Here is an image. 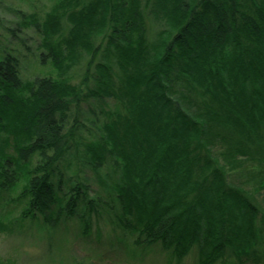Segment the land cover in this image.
I'll return each mask as SVG.
<instances>
[{
  "label": "trees",
  "instance_id": "trees-1",
  "mask_svg": "<svg viewBox=\"0 0 264 264\" xmlns=\"http://www.w3.org/2000/svg\"><path fill=\"white\" fill-rule=\"evenodd\" d=\"M27 17L19 30L36 29L57 74L25 82L14 51L0 58V233L27 219L57 229L82 205L109 209L142 255L260 264L264 0H60ZM106 100L118 110L81 154L120 175L103 201L63 166L80 152L83 106Z\"/></svg>",
  "mask_w": 264,
  "mask_h": 264
},
{
  "label": "rangeland",
  "instance_id": "rangeland-1",
  "mask_svg": "<svg viewBox=\"0 0 264 264\" xmlns=\"http://www.w3.org/2000/svg\"><path fill=\"white\" fill-rule=\"evenodd\" d=\"M60 0H0V58L12 53L20 57L21 78L25 82H31L37 77L48 75L56 76L57 72L51 65H43L41 54L38 50L41 36L34 27L20 29L24 16L39 17L43 20L54 4ZM24 15V16H23ZM11 30H17L18 37ZM73 83L80 81L82 68H76ZM91 106L84 105L79 118L81 130L76 138L79 153L74 150L63 166L65 182L73 178V183L85 182L89 187L90 198H102L112 200V190L120 175L109 165L100 171H93L89 165H85L84 146L89 141L99 138L101 123L105 120L102 111L112 112L118 110V104L114 100H106L105 103H94ZM95 112V115H94ZM97 118L99 121H97ZM3 133H0V143ZM82 154V155H81ZM79 156V158H78ZM87 181V182H86ZM16 193L12 195L15 198ZM257 198L264 203V191H260ZM103 207L102 205L99 207ZM98 209V208H97ZM21 208H17L13 217H19ZM101 216L87 212L81 205L80 216L75 220L64 222L57 229H50L31 219L14 221L10 225L11 233H0V257L4 264H171L169 259L159 249H146L142 255L134 251V236L123 231L115 222H111L110 210L99 209ZM6 224L9 222L6 220ZM90 224L87 228L86 225ZM86 229H89L86 232ZM150 249V250H148ZM260 264H264V247L260 249ZM195 257L191 256L182 264H194ZM228 264H237L232 259ZM172 264H177L173 262Z\"/></svg>",
  "mask_w": 264,
  "mask_h": 264
},
{
  "label": "bare ground",
  "instance_id": "bare-ground-1",
  "mask_svg": "<svg viewBox=\"0 0 264 264\" xmlns=\"http://www.w3.org/2000/svg\"><path fill=\"white\" fill-rule=\"evenodd\" d=\"M19 56V55H18ZM20 58V57H19ZM21 62V61H20Z\"/></svg>",
  "mask_w": 264,
  "mask_h": 264
}]
</instances>
